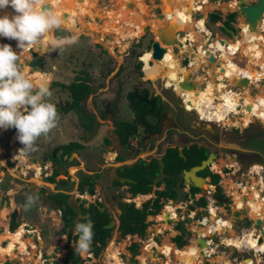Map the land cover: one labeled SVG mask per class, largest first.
I'll return each mask as SVG.
<instances>
[{
  "label": "rangeland",
  "instance_id": "374dc122",
  "mask_svg": "<svg viewBox=\"0 0 264 264\" xmlns=\"http://www.w3.org/2000/svg\"><path fill=\"white\" fill-rule=\"evenodd\" d=\"M57 1L58 0H55V3ZM165 1H166V2H164L165 5L169 8H171L175 4V2L173 0H165ZM214 1L215 0H208V2H203L201 4L200 8L198 9V11L195 12V18L197 20H199L201 18L206 19V26L209 29V33L204 32L203 34L207 35V38H208V40H210L209 42H211V43H214L219 37H221V38L225 37V38H229L231 40H236L237 36H233L232 34L225 32L222 28V24H224L223 21L226 20V17L228 16L229 13L233 12L229 8V3H231V2L234 3V1H236V0H225V2L227 3V9H228L227 13L223 14V20L222 21H219L216 23H214L210 20V14L212 13V11L214 12L216 9ZM143 3H146L149 6V8L145 11L142 9ZM83 4L85 5V8L88 5L91 6V4H92V8L94 9L93 15L90 14V17H87L86 19H84L86 22L85 26H83L81 23L78 22L75 26L73 25L74 27H71V24H70V28L72 30L65 27L62 30L55 32V35H57V36L75 34L79 37L78 43H76L75 45L67 47L66 50L63 52V54L59 55V52L57 50V51H51V54H49L48 56L46 54L42 55V56L49 57L52 54H54L53 56H55V58H53V56H52L51 61H49V64H50L48 67L49 71H47V72L44 71V75L47 76V78H48L47 80L44 79V81H47L50 86H51V84L54 86V84L52 82L55 80H59L61 82L69 83L70 81H72L75 78V75L80 73L79 71L78 72H75V71H77L76 70L77 68L80 69V66L82 64H85L83 66L85 69H89L88 68V57L91 60H94V59L98 58L99 56H101L102 61L104 60V61H109L110 63H113L115 70L113 69L114 72L111 75H115L116 72L119 70L118 75L121 78H123L124 80L127 79V81H130L129 82L130 84L136 81V76L142 77V79H146V83L148 85H150V82L153 83V80L157 81V86L161 88V91H163V94L165 97H169L168 98L169 102H171V104H169V102L166 101V104H168V106L172 110L178 109L179 111L180 110L186 111L184 114L185 119H187L189 122H191L193 125H195L198 128L204 126L205 124H209L210 126H212L213 129L215 130L216 135L214 137L211 134L213 137L210 135L209 138H210V140H214V141H216L215 138H218L217 140H218V142H220L221 146L228 144V143H232V144H228V145L235 147V148L238 147L239 149L250 151L251 150L250 148H253V147L247 145L248 136L250 134H256L259 137L264 136V127L262 126V123L264 122V118L258 119L252 115V109L254 108V100H256L257 98H260L262 100L264 99V79L261 81L262 82L261 85L252 84L249 86H245V85H242L238 82L239 85L237 84V86H236L234 83L236 76H231L232 79L229 80L228 78H230L231 74H226L225 79L221 80V81H224L231 90H234L235 92L238 93L235 101L239 102V106H238L237 110L235 112H233L232 114L228 115V117L224 121H219L217 119H213L211 122H209L207 120V118L202 120L200 117L201 115H198V112L196 110L201 106L203 109L202 113H207V114L211 115V114L216 113L217 109L214 106L208 107V106L204 105V103L202 101V98H203L202 95L199 98L198 94H197V96L194 99L189 100L187 97L184 96L183 89H180L179 85H177V84L185 76V74L188 73V69L190 68L191 64L194 62L193 65H196L199 68H196L194 70L193 75L190 78V80L193 81L194 84L198 85V92H201L207 88H210V86H212V88H211L212 91L214 93L215 92L219 93L216 96V103L220 102L222 89H223L220 86L222 82L219 80V81H216V83H213L212 85L207 84L206 86H202L200 81L205 80L207 78L210 80L211 79V78H209L210 72H213L215 74L216 71L218 70V67L219 66L221 67V65H223L224 60L217 58L218 59L217 64H215L216 62H211L210 60H207V58L203 57V54L201 55V53L198 51L197 46H191L192 41L190 39H188V41H187L186 48L182 47V46L177 47L176 51H174L175 53L173 52L172 58L169 61V63L167 64V67L162 66V61H161L162 58L157 60L153 57L152 44L155 40H157V37L159 36V33H157V32H159L160 25L162 24V26H164V23H165V22L161 23L160 20L157 18V15L162 12L163 3H161V0H84ZM211 6H213L214 8L210 10ZM80 9H82V8L77 7L76 13ZM1 10H3V12L7 11L5 13H9V14L13 13V10L10 7L7 9H1ZM1 10H0V13H2ZM208 12H209V16L207 18ZM200 14H202L203 17H201ZM168 15H169V13H167V15H166V18H167L166 23H169L168 24V30L172 35H177V34L179 35L180 34L182 36H186V34L190 32V29H191L190 24L189 23L186 24L187 17H185V15H183L181 13L177 14L176 18L172 21H171V19H169ZM141 16H143L145 18V20H142ZM183 20L185 23L184 29L182 28V26H183L182 21ZM112 21H116L118 24H121V26L125 30L128 29L132 33L134 32V36L132 38H127V39H125L124 37L118 38L117 34H114L113 32H110L108 30L109 25L114 27L112 25ZM232 25L234 26V28H235L234 30L237 33L242 32V25H241L240 21H237L235 19L232 22ZM147 26L151 27V31L149 30V32L146 33L144 30H145V27H147ZM120 33L124 34L122 32H120ZM259 34H260V32H259ZM126 35H128V34H126ZM127 37H129V35ZM117 39H119V40H117ZM180 40H181V37H180ZM180 40H179V43H180ZM209 42H208V46H209ZM263 42H264V39H263L262 43ZM101 43H103L105 46H103ZM0 44H10L14 49V46L15 47L17 46V41L16 40H9V39H6L4 37H0ZM124 44H126V45H124ZM90 47H91V50L89 53L85 52L84 55H82L79 60L75 59V58H77L76 56L78 55L77 54L78 50L79 51H81V49L87 50ZM102 49L105 50L106 52H104ZM240 52H239V54L235 60L241 66L248 65L250 63L249 62L250 57L253 56V54H255V52L253 50H251L250 47H248V46L245 47V49L243 50L242 53H240ZM138 54H141V55H138ZM144 58H148L149 62H146V60ZM53 59L55 60V62H53ZM84 59H85V62H83L80 65L81 61ZM28 62L29 61H23L22 66H23L24 70L31 68V66L28 64ZM53 63H55V66H57L56 70L59 72H54V70H50ZM140 63H141V65H140ZM71 66L73 67V69L71 68ZM139 67H141V68H139ZM106 68H107V66H106ZM143 68H144V72H145L144 74L142 72ZM100 69H101V67L99 66L94 71V75L97 76L96 80L99 83L102 81V79L103 80L108 79V77H106V76L102 78V74L100 72ZM90 71L93 72L92 69ZM151 77L153 80L149 79ZM215 77H216V75H215ZM166 81H168L170 83L169 85L171 87H167ZM53 86L51 87V90L55 89V87H53ZM153 86H154V84H153ZM52 93H53V95L51 97V100L53 103L56 104V107L58 110L59 104H60L59 102L63 100L62 99L63 88L62 89L60 88V91H58V92H56L54 90V91H52ZM156 93H159V92L156 90ZM185 100H188V102H186ZM194 106H196L197 109H195ZM211 116H213V115H211ZM65 128H66V130H69L68 126H66ZM56 132H57V129H53L52 133H50V134H56ZM14 136H15V133H11L10 128L7 130L0 129V144L2 147V150H0V164H3L4 166H6L8 164L7 162H9L10 160H11L10 162H12V160H13V159H11L14 157L13 156L14 155L13 150L16 149V148H13L14 144L12 143V139H13L12 137H14ZM49 138L54 140L52 143L56 142L53 135H50ZM45 139H47V138H42L41 140H39L38 141V151L31 153L29 155L30 156V157H28L29 164L32 163V161L35 159H37V161L39 160V162L41 161L40 156L42 154L40 155V154H38V152L41 151L40 148H41L42 144H40V142L42 140H45ZM67 139H68V135H66V134L59 135L60 141L65 142ZM221 146L213 145V149H214V151H220V153H221L220 157L223 158V156H225L224 155L225 152L221 150ZM257 149L259 150V148H257ZM46 151H49V150L46 149ZM243 153H245V152H243ZM261 153H262V156L257 157V159L254 160V162H256L257 164L253 162L254 164H252V165L253 166H255V165L261 166L262 165L263 167H258L257 168L258 170L256 169L255 171H253L252 168H249L250 162L247 164H245V162H244L243 164H245V167L242 168L239 171V173H237V169L240 168L241 166L238 165L237 162H235V159L230 158L231 157L230 154H233V152H231V151L226 152V156L223 159H225L224 161L229 162V168H228V171L226 173V176L224 177V182H223V188H224L225 193H227L229 195L234 194V196H235L236 193H238V191L240 193H242V192L245 193L247 191V193L249 194V190L247 189L249 187L248 183L251 185L254 184L256 187H258V185H256V184H258L260 182V180L262 181L263 180L262 178H264V164H260V162H264V151L261 150ZM243 156L246 157V154H243ZM4 162H6V164H4ZM36 164H38L40 166L39 163H36ZM9 166H8V168H9L8 170L10 172H12V175L15 174L14 176H10L7 171H5L4 169H1L2 167L0 165V177L2 175L7 176V183L3 186H5L6 188H9V193H7L8 195L3 200L4 210H2L0 212V218H1L0 235L4 234L5 232L8 233V234L4 235L3 237H1V239H0V241H1L0 246H2L0 248V250H1L0 251V264H8V263L9 264H23V262L25 264H28V263L32 264V263H34V261L37 258L31 259L35 255V251H33L32 249H30L31 255L27 254L25 252L27 250L24 249V246H25V244L30 246L27 243V240H29V238H32L29 235L24 236L25 235V228L21 232L22 237H23V239H22L23 240V247H22L23 249L21 252L24 251L26 254H21L20 249H19V245L14 244V246H13L12 244H10V240L8 239L9 232H11V230H10V222H11L10 221V214L12 215V213L16 210L18 212V217H16V219L18 218V220L20 221L19 213H22V214L25 213L23 210H20V207H19L20 205H22L24 203L25 197L22 196L23 194L16 195V193H17V190L19 189V187L24 185L27 182L30 184H33V183L35 184V186L31 185V187H33L32 189H34V190H38L39 186H44L45 191H47L48 193H54V191H52V190L55 189V187H54V183H52V182L49 183V178H48V180H44V176H46L45 170H42L43 173H42L40 178H39V176L35 177L34 172L28 173V177L25 178L20 173L22 171V167H26V164H24V162L20 163L19 165L17 164L16 166L12 162V165L9 164ZM14 166L16 168L15 170L12 169V167H14ZM74 168L75 167L70 168V174H72V175L75 174V170L73 171ZM36 171H38V169H36ZM253 172L257 175H258V173L259 174L261 173V178H256V176L254 175ZM76 176H77V174L74 175V179L77 180ZM63 177H68V175L65 173H62L60 175V178H63ZM36 179H41L42 182L39 183L36 181ZM104 185L106 186L107 182H105ZM244 185H247L246 186L247 188L245 190H244V188H245ZM74 186L75 185L73 183L67 184V187L72 189V191H70V192H72L70 195V199H72L74 197H78L76 189L74 188ZM98 188L102 189L103 187L99 186ZM260 188H262V187H260ZM2 189L4 191V187ZM261 193L264 196V193L262 191H261ZM248 196L249 195H247V197ZM235 198L236 197H232L234 202H235ZM237 198H239V197H237ZM136 200L138 202H140V199H136ZM239 201L243 202V204L237 202L236 208H241V210L243 212L242 218H237L232 213L229 215V218L231 217L233 219L232 220L233 221V227L236 231V234H238L240 236L243 235L242 237H244L247 233H250V231H254L255 233L258 232L259 230H256L254 228L255 227L254 223L257 224V221H256L255 217L251 216V211H250L249 206H248L249 200L245 201L241 197ZM250 201H252V199ZM40 205L45 207L46 209L50 210V212H51L52 208L47 203H45V204L41 203ZM86 205H88V204H86ZM165 205H167V203ZM213 205H215V202L213 200H211L210 206H213ZM234 205H235V203H234ZM239 205H241L242 207H239ZM196 206H199V207L203 206L204 207L205 205L202 204V201L200 199H198V200H194V203H192L190 205H186V209H179L180 211L177 212L176 215L179 218H181V216H182V218H181V220H175L174 222H171L172 228H170V227L163 228L164 225L162 227L161 226L162 224L159 223L160 228L164 229V231L162 233H158V231H157V224L158 223H156V221L155 222L152 221L150 226L147 229V233L143 237H141V236H132V237L125 236L124 237L122 232H120L119 220H117L118 215L114 214L113 219L116 222V227H115V229H113L112 235L108 238V243H109V244H107L108 247L106 246V248L102 251V253L100 254L99 257L92 256L91 257L92 259L90 261H87V262L89 264H93L95 262H100V264H107V260L105 258L107 255L106 250L109 249V247L114 243L120 247H121V245L124 244L125 249H123V251L120 250L122 253L119 256H120V258L122 257V259L125 261L124 262L125 264H166V261H167L166 255L167 254L173 253V252H175V253L181 252L183 249H185L186 247H188L189 245L192 244V241L194 238L198 237L197 228H199L201 226V224H200L201 221H203L205 219V217L202 216V214L204 213L202 210L204 208H201L202 212H200V213H202V214H199V217L201 218L200 222H199L200 219H196L195 217H193V218L191 217L190 219H187L184 216V214L187 211V208L191 209L193 207L195 208ZM7 207H9L11 209H7ZM163 208L164 207H162L160 209L161 212H162ZM27 211L29 212V211H31V209L27 210ZM26 214L28 215V213H26ZM30 214H33V212ZM204 214H206V213H204ZM212 215H213L214 220L211 219L210 222L216 221V219L219 215L218 211L212 212ZM57 217L59 218V215H57ZM153 218L155 219V217H153V216L150 217V219H153ZM207 218L209 219L210 217H207ZM235 218H237V219H235ZM220 219H225V218L222 217ZM50 220H52V219L50 218ZM253 221H255V222H253ZM248 222H250V223H248ZM252 223H253V226H252ZM175 226L182 227L183 232L181 234H184V237L186 239H188V243H187L188 245L185 246L184 248H170V249L166 248L167 250H161L162 248H160V251H158V249L156 248V254L158 255V260L152 259L151 256H149V253L152 251V248H153L152 247L153 244L149 241L150 237H154V235H155L156 237H158L157 239L162 241L160 244H162L166 247H171L173 245H176L173 242V240L175 239V237L179 233H177V231H174ZM243 227H245V228L243 230V233H241V228H243ZM28 228L33 229V230L35 229L34 226H28ZM52 229H53V233L55 231H57L56 232V234H57L60 231L61 227H57V226L52 225ZM187 229L190 231H188ZM35 232H36V229H35ZM259 232H261V231H259ZM36 234H37V232H36ZM227 234H229V235H227ZM167 235H169V238H170L169 240L166 237ZM226 235H227L226 238L229 237L230 232H227ZM260 237H264V234L261 233L258 237V240ZM54 238L56 239V237H54ZM172 238H173V240H172ZM55 239H52V240L56 241ZM124 241L127 242V244ZM225 242H226V239H225ZM224 244H223V246H222V244L221 245L219 244V246L215 245V252L214 253H216V250H218L222 253H225V255H226V257H221V258L219 255H217L215 257L220 262H226L227 264H231L229 262V260H231V262L232 261L235 262L238 259L239 262L241 263L246 258H248L249 260L254 259L253 256L256 255L254 251H251L250 249H245L244 246L238 249L237 247L235 248L234 246L229 245L227 242ZM8 246L9 247L13 246L12 248H15V249L8 250V248H9ZM67 246H68L67 244L64 246H60L56 252L62 257V255L66 254L68 252ZM227 246H229V247H227ZM142 248H144L145 250H148V252L144 251L142 253L141 252ZM200 248H202V247H200ZM133 250L139 251V254L141 255V258H139L137 261H135L133 259L134 258L133 257L134 254L132 252ZM262 255L264 256V253ZM82 258L88 259L89 255L88 254L83 255ZM211 259H213L212 255H211ZM211 259L209 256H207V254H206V256L202 255L200 257L199 263L203 261L201 264H208L211 262L210 261ZM259 261H261V263H259V264L264 263V262H262V258ZM236 262H235V264H237ZM113 263L109 262L108 264H113Z\"/></svg>",
  "mask_w": 264,
  "mask_h": 264
},
{
  "label": "flooded vegetation",
  "instance_id": "af4514ba",
  "mask_svg": "<svg viewBox=\"0 0 264 264\" xmlns=\"http://www.w3.org/2000/svg\"><path fill=\"white\" fill-rule=\"evenodd\" d=\"M86 11L88 12V14L93 15L94 9L92 8V4L91 6L88 5L86 7ZM113 22L117 23L116 21H112V23ZM117 26H121V24L117 23ZM159 33L160 35L158 37V41H160V37L162 35L160 27ZM132 34L134 36V32ZM32 59L33 58H30L28 59V61L30 62ZM52 68L54 72H59L56 70L57 66L53 65ZM32 69L34 70L33 67ZM102 69H104L103 66H101L100 72ZM90 70L91 69H88V71ZM114 70L106 76L108 77L107 80L105 79V81H101L100 83L96 80L97 76H95L93 73L91 77H93L94 81H89V84L92 85L93 90L85 97V99L81 100L79 104H75L73 102L67 88L63 83L54 86L51 84L50 89L53 86L55 87L54 90L56 92L60 91V88H63V100L59 102V120L57 123V127L54 128L57 129V132L56 134H50L53 135L56 142L52 143L54 140L49 138L50 135L47 139L40 142V144H42L40 148L41 151L38 152V154H42L40 156L41 161L38 162L40 166L38 164L35 165L36 169H38L39 174L41 173L40 167L45 168L47 164H51V169L55 166H58V169L59 167H61V173H65L68 175V177H63V180L70 181L72 177V174H70V168L74 167L75 165L85 164V169H78V175L76 176L78 179L77 182L79 184L78 192L80 194V197L82 196L81 198H78V208L75 210L72 207V202H74V200H68L70 202V205L72 203L71 207L77 212V216L79 217V211L81 212L80 214H87L83 213L84 208L89 207L92 203L95 204L93 198H91L96 195L94 188L95 183L93 182L94 178H91L95 175V173H91L92 169L88 166V164H110L107 168L108 172L106 173V175L109 174L107 185L102 186L103 188L101 190L103 191V194L101 195L104 196V199L108 204L105 211H109L112 215L117 214V220H119L120 226L122 216L128 212L126 211V207L123 206V203H127V210H129L132 203H128V200H136L138 198L143 200V196L139 197V193L145 195V193H142V191H135L141 183L140 179H138V176H140L141 173H144V175L147 174L148 177L151 178V181L148 183L151 186L154 178L159 175V165L161 164L160 160L163 159L166 164L164 171L167 174L171 175V177H165L161 182L158 183L157 186H151V191L149 193H146L155 194L156 198L151 197V199L160 198L161 201L164 198L168 199L167 197H160V192L166 189V180L172 179L177 183L175 190L176 195H178L180 198L186 199L187 201L198 199H200L201 201H206L207 204L204 207L201 206V208H204L202 211L206 213L205 215L212 214L210 210V203L211 200H213L216 205L213 206L216 207L219 212L217 219L219 217H223L225 219L229 218V215L231 213L233 214L235 210V202L233 201L232 197L228 196V194L225 193L223 183H220L222 180V173L227 172L229 168V162L224 161L225 159L223 158L226 156L227 151L233 152V154H230V158L235 159V162H237L238 165L241 166L237 169V173L245 167V164L249 162V168L253 167L252 164L256 163L254 162V160H256L257 157L262 156L261 150L264 151V149L260 147L259 150L257 149L258 146L256 145V141H263L264 136L259 137L256 134H250L248 136L247 145L253 147L250 148V151L228 145L232 143L221 146L220 142H218L217 140L218 138H215L216 141L210 140L209 138L211 134L214 137L216 135L215 130L212 126H210L209 124H205L204 126L198 128L187 119H185L184 114L186 111H179L178 109L172 110L168 106V104H166V101L169 102V97L164 96L161 88L157 86V81L153 80L152 77L149 78L153 80V83L150 82V85L146 83V79H142V77L139 76H136V81L130 84V81H127V79L124 80L118 75L119 70L115 75H111ZM211 73L213 72H210L209 78L212 79ZM215 75L217 80L219 76L217 73ZM77 76L80 75H75V77ZM208 80V78L205 80H201V85L206 86L208 84ZM204 81H206L205 84H203ZM69 83H71V81ZM169 84L170 83L166 81L167 87H171ZM211 88L212 86H210L209 89L212 90ZM156 90L159 93H156ZM183 91L184 96L189 100L194 99V97H188L191 91L187 89H183ZM192 92H198V85L196 87V90ZM215 94L217 96V94L219 93L215 92ZM198 95V97L200 98V96L202 95L201 92H198ZM117 100L118 102L116 103ZM185 101L188 102V100ZM169 104H171V102H169ZM194 108L197 109L196 106H194ZM196 111L198 112V115H201L200 117L202 120L207 118L209 122L212 121L209 117L216 114L214 113L209 115L207 113H202L203 109L200 108H198ZM114 115L118 116L119 122H116ZM95 124L97 125V129L95 130L94 135L91 139L87 140L86 133L88 134V131H93ZM66 126L69 127L70 131L66 130ZM147 128H149L148 131ZM10 132L17 133L16 129L11 130V128ZM58 134H66L68 135V139L65 142H62L59 140ZM213 145L221 146V150L225 152V156H223V158L220 157V151H214ZM107 146L112 147L111 150H107ZM21 147H23V145L16 139L13 145V148H16L15 150H13V156L17 155L18 150ZM67 148H71L73 151L70 154L63 155L64 151ZM91 148L92 153L95 157V162L92 163L86 160V151L90 150ZM46 149H48L49 151H46ZM107 152L111 154L109 158L106 156ZM211 153L214 154L212 156L214 160L210 163H207V167L197 173L199 176H202L205 179L204 184L207 186V188L204 187L199 189L198 191H195L194 185H185L184 169H191L194 165L190 166L189 168L183 167L178 174L168 171L167 164L199 165L202 164L203 160H207ZM243 154H246V157L243 156ZM19 160L20 157L15 160L13 159L12 162L14 164H20ZM198 160L199 162H197ZM10 161L7 162L8 165H12V162ZM244 162L245 164H243ZM260 164H264V162H260ZM149 165H151V168L147 169ZM255 166L263 167L262 165ZM220 168H222L223 170L222 173L215 170ZM51 172V175H53L55 171L53 170ZM204 172L218 173L221 176L220 181L218 183H215L212 180V176L208 174L204 175ZM48 173L50 174V170H48ZM254 175L256 176V178H261V173H258V175L254 173ZM125 179H133V181ZM262 179L264 181V178ZM37 182L41 183L42 181L41 179H37ZM67 184H65L64 187H66ZM213 185L214 188L212 187ZM81 186H83V192L81 191ZM162 186L164 187L162 188ZM219 186H221L223 194L218 193ZM92 188L94 189V193H91L90 191V189ZM45 192H47L45 191V187L40 186V189L35 192V195H38L40 198V196ZM81 193L83 195H81ZM68 194L70 195L71 192L69 191ZM239 194L236 195H242L241 193ZM101 195H99V197H101ZM41 201L45 204V200ZM167 201L165 202V204L168 203ZM136 202L138 201L136 200ZM136 202L134 201V204ZM226 203H228V205ZM103 205L104 203L101 202L99 210ZM117 211H119V213ZM111 214L110 216H112ZM15 215H18V212L16 210L11 215L10 227ZM160 217L157 219L158 223H162L165 226V223L159 220ZM195 217L197 219L199 218L198 216ZM159 228L160 225H158V229ZM14 235H20V241L23 242V240H21V233L19 232L17 234L9 233L8 239L11 243H13L12 236ZM31 242H33V240L32 238H29V240H27V243L30 245ZM25 245V249L29 253H31L29 249L30 246H28L27 244Z\"/></svg>",
  "mask_w": 264,
  "mask_h": 264
},
{
  "label": "bare ground",
  "instance_id": "6f19581e",
  "mask_svg": "<svg viewBox=\"0 0 264 264\" xmlns=\"http://www.w3.org/2000/svg\"><path fill=\"white\" fill-rule=\"evenodd\" d=\"M83 1L84 0H58L55 3V0H54V3L56 4V10L64 18H66V21H67L66 28H69L70 30H72L70 28V24H71V27H74L78 22L81 23L83 26H85L86 22L84 19H86L87 17H90V14L87 13L85 5L83 4ZM173 1L175 2V4L171 8H169L164 3L166 1L161 0V3H163L162 12L159 13V15H157V18L160 20L161 23H164V22H166V19H167L166 18L167 13H169L168 17H169V19H171V21L176 18L177 14L181 13V14L185 15V17H187L186 24L189 23L191 29H190V32L186 34V36H182L180 34L179 35L178 34L172 35L168 30V24L169 23H165L164 26L160 25L161 34L163 35V37L160 38L159 42L161 43L160 44L161 47L165 48L164 57L162 59V66L167 67V64L169 63V61L172 58V54L174 51H176L177 47L182 46V47L186 48L187 41H188V39H190L192 41L191 46H197L198 51L201 53V55L203 54V56L205 58H207L208 60H210L211 56H213L215 58L213 61V62H216L215 64L218 63V59L224 60L223 65H221V67L219 66L218 70L216 71V73L219 76V78L217 80H220V81L224 80L226 74H231L234 76H238L234 80V83L236 86H237L238 82L242 85H245V86H249L252 84H256V85L262 84L261 81L264 79V46H263L264 42L262 43V41L264 39V14H263L262 19L258 22L256 28L251 27V25H249V23L246 22L245 18L242 15H239L237 21H240V23L242 25V32L237 33L235 31V32L230 33L233 36H237L236 40H231V39L225 38V37H222V38L219 37L214 43H211V42H209L210 40H208L207 35L203 34L204 32L209 33V29L206 26V19L201 18V19L197 20L195 18V12L198 11V9L200 8V6L203 2H208V0H173ZM77 7H80L82 9L78 10L76 13ZM148 8L149 7L147 4H145V3L142 4V9L144 11L147 10ZM213 8L214 7L211 6L210 10ZM229 8L233 12L237 11L239 8V0L234 1V3L233 2L229 3ZM1 11H2V13H0V15H4V13L7 12L5 10H4L5 12H3V10H1ZM200 16L203 17L202 14H200ZM208 16H209V12L207 14V18H208ZM141 19L145 20V18L143 16H141ZM184 24L185 23L183 20L182 21V25H183L182 28L183 29H184ZM112 25L114 27L109 25L108 30L110 32H113L114 34H117L118 38H122V37H124L125 39L132 38L133 34L128 29L125 30L122 26H117V23H115V22H113ZM147 27H150V26H147ZM147 27H145V30H144L145 32H146ZM150 31H151V27H150ZM258 31L260 32V34ZM120 32H122L124 34H121ZM126 34H128L129 37H127L128 35H126ZM54 35H55V33H54ZM158 37H157V40H158ZM180 37H181V40H180ZM117 40H119V39H117ZM179 40H180V43H179ZM208 42H209V46H208ZM124 45H126V44H124ZM247 46L250 47V49L253 50L255 52V54H253V56L250 57V60H249L250 63L248 65L241 66L237 63V61L235 59L238 56L239 52L241 51L240 53H242L243 50L245 49V47H247ZM39 52L41 55L46 54L48 56L50 51H42L39 49ZM145 60H146V62H149V59L145 58ZM193 64H194V62L191 64L190 68L188 69V73H186L185 76L177 84V85H179L180 89H187V90L191 91V93H189V96H188L189 98H192V97L195 98L198 94V93L192 92V91L196 90L197 85L190 81V77L193 75L194 70L196 68H199L198 66L193 65ZM25 71L28 74L29 78L32 79L35 83H39L41 80H44V79L47 80L48 79L47 76H45L44 72H42V71H34L31 68H28ZM215 74L211 73V76H213V77H212V79L207 81L208 84L212 85L213 83H216L217 80H216ZM231 75H230V78H228L229 80L232 79ZM205 82L206 81H204L203 84H205ZM221 82L222 83L220 86L223 89H222L220 102L216 103V95L209 88L201 91V94L203 96L202 101H203L204 105H206L208 107L214 106L217 109L216 114L214 116H210L211 120L217 119L219 121H224L228 117V115L235 112L239 106V102L235 101L238 93L235 92L234 90H231L224 81H221ZM244 82H246V83H244ZM199 108L202 109L201 106ZM252 115L258 119L264 118V99L262 100L260 98H257L256 100H254V108L252 109ZM263 123H262V126H263ZM12 138H13L12 143L14 144L15 139H14V137H12ZM0 150H2L1 144H0ZM23 159L27 160L26 157H23ZM211 161H213V157L208 163H210ZM4 164H6V162H4ZM251 168L254 171L258 167L253 166ZM36 181H37V179H36ZM260 183L262 184V188H260L261 187ZM256 185H258V188L254 184L250 185L249 188L246 187L247 185H244V187H245L244 190L247 188L249 190V192L253 193L257 189V194H255V195L258 196V194H259L261 196V199L257 198V197H256V199H254L252 201H250L251 199H248V198L246 199L244 196L249 195L247 193V191L245 193L242 192L241 193L242 195L239 196V198L236 197L238 195L234 196V194H232L231 196L236 197L235 198V205H234L235 207H236L237 202L243 204V202L239 201L241 197L245 201L249 200L248 206H249V209L251 211V216L255 217L256 221L258 219L262 220V228L264 230V197L261 193V191L264 193V186H263L264 182H263V180L262 181L260 180V182ZM204 187L207 188L206 185ZM239 193L240 192L238 191V193H236V194H239ZM168 205H171V204H168ZM168 205L166 206V209L164 210V212H163V214L159 220L161 222L165 223V225L169 227L170 223L163 221L166 219V215L168 214L170 216V218H173L175 220H178V217L173 216L171 214L173 211H176L177 208L175 207L173 209L172 207H170ZM239 207H242V206L239 205ZM210 210H211V213L218 211L216 209V207H214V206H211ZM200 212H201L200 208H197L196 210H194V213L197 216H199V214H201ZM194 213L193 212L191 213L192 218L195 215ZM218 214H219V212H218ZM241 216H242V214H241ZM204 217H210V218L207 219L208 222L207 221L202 222L201 218L200 217L198 218V219H200L199 222L201 221L200 224H202V225L199 228H197V235H200V236L206 235V236L210 237L214 233L220 237V235H219L220 233L230 232V236L226 238V242L229 245L237 247V248H241L243 246H248L249 248L254 249L256 253L257 252H264V237H263L262 242L259 243V240H257L258 237L255 236L254 231H250V233H247L244 237H242L243 235L240 236V235L236 234V231L233 227V221H232L233 219L231 217L227 218L228 220L218 218L214 222H209L211 219H213L212 214L210 216L205 215ZM0 223H1V218H0ZM254 228L256 230L260 229V227H258L259 229H257L256 227H254ZM216 231H217V233H215ZM259 231H261V229ZM9 233H12V231ZM260 233L264 234V232H262V231ZM6 234H8V233L5 232L4 234L0 235V239H1V237H3ZM166 237L168 238V240L170 239L169 235H167ZM12 238H13L12 239L13 243H17L21 248L23 247V242L20 241V235H14V236H12ZM197 238L198 237L194 238L192 241V244L189 245L188 247H186L185 249H183L181 252H177V253L173 252V253L167 254L166 255L168 258L167 264H198L200 257L202 255L206 256V254H207V256H210V257H211V255L213 256L215 249L210 248L211 243H215V244L221 243V237H220V242H217V243L214 242L210 238L211 240L210 239L208 240L209 247L206 248L205 246H201L199 244V242L197 241ZM0 244H1V241H0ZM200 247H202V248H200ZM144 251L148 252V250H145L144 248H142L141 252L143 253ZM202 251L204 252V254L201 253ZM106 254L107 255L105 258L107 260V264L109 262H111V263L114 262L113 264H125L119 256L120 254H119L118 247L116 244L113 243L109 247V249L106 250ZM257 254H258V259L260 260L262 258L261 254L260 253H257ZM213 257H216V256H213ZM135 258L136 259L141 258V255L137 254L135 256ZM259 262L261 263V261H259ZM39 263H40V259H36L34 261V264H39Z\"/></svg>",
  "mask_w": 264,
  "mask_h": 264
},
{
  "label": "clouds",
  "instance_id": "9594fccd",
  "mask_svg": "<svg viewBox=\"0 0 264 264\" xmlns=\"http://www.w3.org/2000/svg\"><path fill=\"white\" fill-rule=\"evenodd\" d=\"M9 7L13 13L0 15V37L16 40L19 51L10 44H0V129L15 128L17 131L16 138L23 147L13 157L15 160L38 151V141L48 138L59 120L49 83L44 80L35 83L24 70L25 54L40 49L58 50L60 55L67 47L78 43L79 37L54 35L67 24L66 18L56 10L54 0H0V9ZM39 199L38 195L27 194L20 210H30ZM192 203L194 200L188 205ZM155 221L158 222L156 218ZM73 236L77 237L73 241L77 254H87L94 237L93 223L90 220L77 223Z\"/></svg>",
  "mask_w": 264,
  "mask_h": 264
},
{
  "label": "trees",
  "instance_id": "16d2710c",
  "mask_svg": "<svg viewBox=\"0 0 264 264\" xmlns=\"http://www.w3.org/2000/svg\"><path fill=\"white\" fill-rule=\"evenodd\" d=\"M214 4L216 6V9L214 12H212L210 14V20L212 22L216 23V22L223 20V14L227 13L228 9H227V3L225 2V0H215ZM235 16H236V12L229 13L228 16L226 17V20L223 21L224 24H226L230 28L235 29L234 26L232 25V22L235 20ZM14 48H15V50H18L17 46L16 47L14 46ZM34 50L36 52L33 53L34 57L29 62V64L34 68V70H41V71H45V72L49 71L48 70V67L50 65L49 61H51V58L54 54H52L50 57H42L41 55L38 54L39 53L38 49H34ZM90 50H91V47L87 50H82V49H81V51L78 50V52H77L78 55L76 56L77 58H75V59L79 60L80 57L82 55H84L85 52L89 53ZM103 51L106 52L105 50H103ZM138 55H141V54H138ZM31 57H32V52L30 50L29 52H27L25 54L24 61L30 59ZM53 58H55V56H53ZM85 59L81 61L80 65L83 62H85ZM53 62H55L54 59H53ZM53 65H55V63H53ZM84 65L85 64H82L80 66V69H78V68L76 69L77 71H75V72L79 71L80 76L75 77L71 81V83L66 84V83L61 82L59 80L53 81L54 85H59L61 83L64 84V86L67 88V90L69 92L70 97L72 98V100L75 104H79L81 102V100L85 99V97L90 92H92L93 87L91 84H89V81H94L93 77H91V76L99 66L100 67L103 66L105 68V69L101 70V74L103 77L107 76L114 69L113 63H110L109 61H104V60L102 61L101 56H99L98 58H96L94 60H91L88 57V68L92 69L93 72H90V71H88V69H85L83 67ZM140 65H141V63H140ZM106 66H107V68H106ZM71 68L73 69L72 66H71ZM139 68H141V67H139ZM50 70H53L52 67ZM102 81H105V80L102 79ZM14 129L15 128H11V130H14ZM256 145L258 146V148L260 147V148L264 149V140L263 141L257 140ZM72 151L73 150L71 148H67L64 151L63 155L70 154ZM197 162H199V160ZM192 165H195V164H167V167H168L169 172L178 174V173H180V171L183 167L189 168ZM215 170H217L218 172H221V173L223 171L222 168L215 169ZM148 172H150V171H148ZM58 173L59 172L56 169L54 172V175H52L49 180L54 182L55 177L58 175ZM226 173L227 172L222 173L224 177L226 176ZM203 174L204 175H207V174L211 175L212 180L215 183H218L220 181V178H221V176L218 173L204 172ZM138 179H140L141 183H140V186L138 188H136L135 191H142V193H145V194L149 193L151 191V186L148 183L151 181V178H149L147 174L144 175V173L143 174L141 173L140 176H138ZM60 182L65 185L69 182V180H61ZM166 182H167L166 189L160 192V197H167V198L175 197L176 196L175 187L177 185L176 181L172 180V179H167ZM82 187L83 186H81V191L83 189ZM212 187L214 188V185ZM194 190L198 191L199 189L194 187ZM90 191H91V193H94L93 188L90 189ZM218 193L223 194L221 186H219ZM51 196L55 199V201L57 203H59L60 208L62 210L63 227H62L60 232L63 234L69 232L68 234H71L72 229L75 226V219L77 217V212L71 207V205L68 201L70 195L66 194L64 192H57L55 194H52ZM164 204H165V202L161 201L160 198H157L155 201H153L152 199L148 200L147 202H145L143 204V206L141 208L136 207V205L134 203H132L130 205L128 212L122 216V222L120 225V229L122 231L123 236L125 237L128 234H132V235L143 234V235H145L147 233L148 226L150 225V222L147 220L148 216L151 214L152 215L157 214L154 216L157 220L163 214V212L159 213V211L164 206ZM168 204L174 205V203L172 201L168 202L167 205ZM202 204L206 205L207 202L202 200ZM99 206H100V203L90 204L89 207L84 208V210H83V213H90V216L88 218H84V219L80 218V223H86L89 220L93 223L94 237H93V242H92V246H91V249L89 251L90 252L89 254L92 255L91 253H93L95 257H99L100 254L102 253V251L106 248L107 243H108V238L112 235V230H113L110 228H105V225H107L110 222L111 218L107 212H105V211L101 212L99 210ZM195 208L201 209V207H199V206H196ZM192 209L196 210V209H194V207ZM236 209L241 211V208H236ZM16 217L17 216L15 215L13 220H12V223H11V231L15 234L19 233V231H22L24 229V225L21 224L19 221H17ZM248 223H250V222H248ZM157 226H158V224H157ZM177 227H178V229H182V227H180V226H177ZM129 237H131V236H129ZM149 241L153 244V247L154 246L157 247L158 251H160V248H162L161 250H167L166 248H169V249L170 248H178L176 245H173L171 247H166L162 244L157 243L154 239H151ZM174 241L177 242L179 247H182L188 243V239H186L184 237V234L177 235L175 237ZM30 246H32L33 247L32 250L35 251V248H36L35 243L31 242ZM124 247L125 246L123 244V245H121V247L119 249L123 250ZM133 251L136 252L137 254L139 253L136 250H133ZM87 254H85V255H87ZM31 259H33V258H31ZM89 260H91V258L84 259V258H82V256H80L79 254H77V252H74V251H70V252L66 253V256L64 258L65 262H67V263L71 262L72 264H89L87 262ZM212 261L213 262L217 261V258L213 257ZM93 264H100V262H95Z\"/></svg>",
  "mask_w": 264,
  "mask_h": 264
},
{
  "label": "crops",
  "instance_id": "0c3cea01",
  "mask_svg": "<svg viewBox=\"0 0 264 264\" xmlns=\"http://www.w3.org/2000/svg\"><path fill=\"white\" fill-rule=\"evenodd\" d=\"M146 4V3H145ZM159 33V32H158ZM159 35H160V33H159ZM163 37V35H161V37L160 38H162ZM256 37V36H255ZM256 43V42H255ZM264 46V45H263ZM50 57V56H49ZM33 70V69H32ZM42 72H44V71H42ZM51 72V71H50ZM104 129H105V127H104ZM60 134H58V136H59ZM16 137H17V133H15V136H14V139L16 140ZM111 148L112 147H110V146H107L106 147V149L107 150H111ZM76 155V154H75ZM106 156L109 158L110 156H111V154L110 153H106ZM28 157H30V156H27L26 158H27V160H24L23 159V157H21L20 158V163H23L24 162V164H26V167H22V171L20 172L21 174H22V176H24L25 178H27L28 177V173H30V172H34V174H35V177H37L38 175L41 177V173H43L42 172V170L40 171L41 173L39 174V172L38 171H36V168L34 167L35 165H36V163H38L39 162V160L37 161V159H35V160H33L32 161V163H30L29 164V159H28ZM86 160L87 161H89L90 163H92V162H95V157H94V154L92 153V148L90 149V150H87L86 151ZM11 159H13V158H11ZM22 159V160H21ZM1 165V169H4L5 171H7L8 172V174L10 175V176H14L15 174H13L12 175V172H10L8 169V166L6 165V166H4L3 164H0ZM17 164H15V166H16ZM19 165V164H18ZM110 164H88V166L89 167H91V169H92V171H91V173H95V175L93 176V177H91L92 179H93V182L95 183L94 184V188H95V192H96V195L94 196V197H91V198H93V200H94V202L95 203H100V205H101V202H103L104 203V205L105 206H107L108 204H107V201L104 199V196L103 195H101V194H103V191L101 190V189H99L98 187L99 186H105L104 184H105V182H107V180H108V176H109V174H107L106 175V173L108 172V170H107V168H108V166H109ZM15 166L14 167H12V169L13 170H15L16 168H15ZM48 166H49V168H48V170H50V171H55V169H57L58 170V172H59V174L55 177V181L54 182H52V181H50L49 180V183L50 182H52V183H54V187H55V189H53L52 191H54V193H51V194H55V193H57V192H64V193H66L67 192V194H68V192L69 191H72V189H70V188H68L67 187V185H66V187H64V184H62L60 181L61 180H63L64 178H60V175L62 174L61 172V170H59L58 169V166H55L54 168H52L51 169V164H48ZM10 167V166H9ZM76 169H73V171L75 170V174H77V170L78 169H82V168H84L85 169V164H81V165H75L74 166ZM48 170L46 169L45 171H46V176H44V180H47L48 178L50 179V177L52 176L51 175V173L52 172H50V174L48 173ZM74 174V175H75ZM53 175H54V173H53ZM74 175H71L72 177V179H70V181L68 182V184H70V183H73L75 186H74V188L76 189V192H77V195H78V197H74V198H72V199H70V197H69V199L71 200V201H73L74 200V202H72L73 203V205L76 207V208H78V205H79V202H78V198L80 197V194H79V192H78V186H79V184H78V179L76 180V179H74ZM78 175V174H77ZM93 175V174H92ZM107 176V177H106ZM45 177H47V178H45ZM100 177V178H99ZM77 178V177H76ZM95 179H96V182H95ZM7 183V176L6 175H2L1 177H0V212L2 211V210H4V208H3V200H4V198L8 195L7 193H9V188H6L5 186H3V185H5ZM30 183H25L24 185H22V186H20L19 187V189L17 190V193H16V195H21V194H23L22 196L23 197H25L26 198V195L27 194H33V195H35V192H37L38 190H34V189H32V187H31V185L32 184H30ZM34 184V183H33ZM250 185L251 184H249L248 183V186L250 187ZM253 185V184H252ZM4 187V191H3V188ZM164 186H162V188H163ZM248 187V188H249ZM261 187H262V185H261ZM59 188V189H58ZM258 188V187H257ZM39 189H40V186H39ZM66 190V191H65ZM72 193V192H71ZM252 196H251V195ZM254 194V195H253ZM255 194H257V189H256V191L255 192H249V196L247 197L248 199H252V200H254V199H256V197L257 198H260L261 199V196L258 194V196L257 195H255ZM71 195V194H70ZM99 195H101V197H99ZM141 196H143V200L142 199H140V202H136V200L135 199H132V200H128L129 202L128 203H133L134 201L136 202L135 204H136V206L138 207V208H141L142 207V204H144L145 202H147L148 200H151V197L152 198H156L155 197V194H145V195H141ZM145 196V197H144ZM139 197H140V195H139ZM139 199V198H138ZM153 201H155L156 199H152ZM164 202H166V200H168V202H173L174 203V205H168V206H170V207H172L173 209L176 207L177 209H176V211H171L172 213V215L173 216H177L176 215V213L177 212H179L180 210L179 209H186V205H188L189 203H190V201H187L186 199H181L178 195H176L175 197H173V198H168V199H166V198H164V199H162ZM263 200V199H262ZM42 203V201L41 200H39L38 201V203L36 204V206H34V207H32L31 208V211H24L25 213H19V218H20V221L18 220V218H17V221H19L21 224L23 223L24 225H26V226H34V228L36 229V232H37V235H39V236H41V238L40 239H38L37 240V238H35L34 236H30V237H32V239H33V242L35 243V245H36V248H35V255H34V257L33 258H37V259H40V263L39 264H72L71 262H69V263H67V262H65L64 261V258H65V256H66V254H64V255H62V257L56 252L57 250H58V248L60 247V246H64V245H68L67 247H70L71 245H73V241L75 240V239H77V237H75V236H73V232H74V229H75V226L73 227V229H72V233L71 234H68L69 232H67V233H65V234H63V233H61L60 231H61V229H62V227H63V220H62V211L60 210V211H58V210H56V209H54V208H52V210H51V212H50V210H48V209H46L45 207H43V206H41L40 204ZM109 205H111V204H109ZM118 206V205H117ZM167 206V205H166ZM116 207V206H115ZM7 209H11V208H9V207H7ZM128 211V210H127ZM33 212V214H30V213H32ZM105 212H107L108 214H109V216H110V212L109 211H105ZM118 213H119V211H117ZM194 213V210L191 208H187V211H186V213L184 214V216L187 218V219H190L191 218V213ZM26 213H28V215L26 214ZM79 213V217L77 216L76 217V219H75V225L77 224V223H80V218H81V216H82V214H80L81 212L79 211L78 212ZM195 214V213H194ZM57 215H59V218L57 217ZM112 215V214H111ZM113 216V215H112ZM151 216H155V214L154 215H149L148 216V218H147V220L150 222V224H151V222L153 221V222H155V219L153 218V219H150V217ZM183 216V217H184ZM195 216H197L196 214L194 215V217ZM17 217H18V215H17ZM178 217V216H177ZM199 217V216H198ZM50 218L52 219V220H50ZM181 218H182V216H181ZM181 218H179L178 217V220H181ZM196 218V217H195ZM10 219H11V214H10ZM197 219V218H196ZM121 222H122V220H121ZM208 222V221H207ZM210 222V221H209ZM156 223H158V222H156ZM160 224H162V223H160ZM159 223H158V225H160ZM176 224V223H175ZM52 225L53 226H57V227H61V229H60V231L56 234V232L57 231H55L54 233H53V229H52ZM154 225V224H153ZM150 226V225H149ZM148 226V227H149ZM162 227H163V224L161 225ZM166 227H168V226H164L163 228H166ZM170 228H172V226H171V224H170V226H169ZM119 228H120V226H119ZM175 228V230L174 231H177V233H179V234H181L182 232H183V230L182 229H178V227L177 226H175L174 227ZM187 228V227H186ZM26 229V228H25ZM10 230H11V227H10ZM157 230H159L158 231V233H162L163 231H164V229H162V228H159L158 229V226H157ZM70 231V230H69ZM20 233L22 232V231H19ZM120 232H122L121 231V229H120ZM13 233V232H12ZM215 233H217V231L215 232ZM13 234H15V233H13ZM178 234V235H179ZM220 236H221V243H218V244H215V243H211V247L210 248H214L215 249V245H218L219 246V244L221 245L222 244V246H223V244L224 243H226L225 242V239H226V236L228 235H226V233H220L219 234ZM127 236H139L138 234H136V235H131V234H128ZM145 236V235H144ZM203 236H206V235H203ZM54 237H56V239L54 238ZM225 237V238H224ZM158 237H156L155 235H154V237H150V240L151 239H154L157 243H161L162 241L161 240H159V239H157ZM23 239V237H22V233H21V240ZM52 239H55L56 241H53ZM113 239V238H112ZM59 240V241H58ZM172 240H173V238H172ZM257 240H258V238H257ZM117 242V241H116ZM125 242V241H124ZM173 242L176 244V246L178 247V248H184V246H187L188 244H185L184 246H182V247H179V245L177 244V242H175L174 240H173ZM126 244H127V242H125ZM10 244H12L13 246H14V244L13 243H11L10 242ZM64 244V245H63ZM109 244V243H108ZM146 245V244H145ZM225 245V244H224ZM13 246H11V247H9L8 248V250H11V249H15V248H12ZM26 246V245H25ZM25 246H24V249H25ZM117 247H118V251L120 250L119 249V246L117 245ZM227 247H229V246H227ZM1 248V247H0ZM155 248V247H154ZM157 248V247H156ZM236 248V247H235ZM19 249H20V253L21 254H30L31 255V253H29L28 251H23V252H21L22 251V249L23 248H21L20 246H19ZM29 249H33V247L32 246H30L29 247ZM124 249H125V247H124ZM239 249V248H238ZM251 250H253V251H255L254 249H252V248H250ZM6 250V249H5ZM142 250V249H141ZM209 250V249H208ZM1 251V250H0ZM121 251H123V250H121ZM121 251H119V254H121L122 252ZM133 252V254H134V260L135 261H137L138 259H136L135 258V256L137 255V253L136 252H134V251H132ZM139 252V251H138ZM90 252H88V254H89ZM257 253H260L261 254V257H262V262H264V256L262 255L264 252H257ZM256 253V255H254L253 257H254V259H251V260H249V259H245V260H243L241 263L239 262V260L237 259L235 262L237 263V264H259L260 262H259V259H258V254ZM92 254V256H94V254L93 253H91ZM139 254V253H138ZM29 255V256H30ZM90 255V254H89ZM217 255H219L220 256V258L221 257H226V255H225V253H222V252H220V251H218V250H216V253H214L213 254V256H217ZM167 257V256H166ZM210 257V256H209ZM30 258V257H29ZM121 259H122V257H121ZM210 259H211V257H210ZM123 260V259H122ZM142 260V259H141ZM167 260H168V258H167ZM211 262H213L212 261V259L210 260ZM23 262V261H22ZM43 262V263H42ZM123 262H125L124 260H123ZM203 262V261H202ZM202 262H200L199 264H201ZM215 262H218V263H220V264H227L226 262H220L219 260H217V261H215ZM229 262L231 263V264H235V262H231V260H229ZM168 263V261H166V264ZM23 264H25L24 262H23ZM28 264H31V263H28ZM32 264H34V263H32ZM264 264V263H263Z\"/></svg>",
  "mask_w": 264,
  "mask_h": 264
},
{
  "label": "water",
  "instance_id": "95a60500",
  "mask_svg": "<svg viewBox=\"0 0 264 264\" xmlns=\"http://www.w3.org/2000/svg\"><path fill=\"white\" fill-rule=\"evenodd\" d=\"M235 12H236V16H235V19L236 20H238L239 15H242L245 18L246 22L249 23V25H251V27L256 28L258 22L262 19L263 14H264V0H252V1L251 0H249V1L248 0H239V8ZM222 27L225 30V32H227V33L235 32V30L233 28L228 27L226 24H222ZM149 30H150V27H147L146 28V33L149 32ZM101 44L103 46H105L103 43H101ZM152 48H153V55H154L153 57L155 59L158 60V59L163 58L164 53H165V48L161 47V45H160V43H159L158 40H155L153 42ZM33 52H36V51L33 49ZM33 52H32V58L34 56L33 55ZM49 54H51V51L49 52ZM42 57H47V56H42ZM214 59L215 58L213 56L210 57V60L212 62L214 61ZM26 61H28V60H26ZM143 73H145V72L143 71ZM244 83H246V82H244ZM117 102H118V100L116 101V103ZM114 118H115L116 122L117 121L119 122L118 116H115L114 115ZM96 126L97 125L95 124L93 131H88L89 132L88 134L86 133L87 140H89V139H91L93 137L94 132L97 129ZM263 126H264V123H263ZM148 129L149 128H147V131H148ZM213 155L214 154L211 153L210 156H209V158L207 160H203L202 161V164L194 165L191 169H184V181H185V185L186 186L194 185V187H196L198 189L204 188V186H205V184H204L205 179L202 176H199L197 173L199 171H201V170H204L207 167V165H208L207 163L212 159V156ZM213 160H214V158H213ZM160 162H161V164L159 165L160 166L159 175L154 178L151 186H157L158 183L161 182L165 177H171V175L167 174L164 171V168H165V165L166 164L163 161V159L160 160ZM149 168H151V165H149L147 169H149ZM59 170H61V167H59ZM122 179H124V178H122ZM125 180L133 181V179H125ZM32 185L35 186V184H32ZM139 195L141 196L142 194L139 193ZM40 200H45V203H47L49 206H51L52 208H54V209H56L58 211L61 210L59 204L51 196V193H48V192L43 193L40 196ZM226 204L228 205V203H226ZM71 205H72V203H71ZM123 206L126 207V211H127V203H123ZM72 207L75 210L77 209L74 205H72ZM165 207L163 208L162 212H164V210L166 209ZM195 209H197V208H195ZM105 210H106V206L105 205H103V206L100 207V211L101 212H104ZM233 213H234V216L235 217L242 218V216H241L242 212H240L239 210L235 209ZM208 215L210 216L211 214H208ZM202 216H205V214L203 213ZM85 217H89V213L82 214L81 218H85ZM110 218H111V220H110V222L107 225H105V228L114 229L115 226H116V224H115L116 222L114 221V219L112 218V216H110ZM163 221L164 222H167V223H171V222H174L175 219L170 218V216L167 214L166 215V219L163 220ZM257 225H258V227H260L261 231L264 232V230L262 228V220L261 219H258L257 220ZM140 236L143 237L144 235L143 234H140ZM210 238L214 242H216V243L217 242H220V237L217 234H214V233L210 237L209 236L206 237V236H200V235H198L197 241L199 242V244L201 246H205L207 248V247H209L208 240ZM262 240H263V237H260L259 238V243H261ZM67 249H68V252H70V251L76 252V249H75V246L74 245H71ZM201 253L204 254L203 251ZM149 256H151V258L154 259V260H158V255L156 254V249L152 248V251L149 253ZM246 259H248V258H246ZM208 264H219V263L218 262H210Z\"/></svg>",
  "mask_w": 264,
  "mask_h": 264
},
{
  "label": "built area",
  "instance_id": "2783aa9c",
  "mask_svg": "<svg viewBox=\"0 0 264 264\" xmlns=\"http://www.w3.org/2000/svg\"><path fill=\"white\" fill-rule=\"evenodd\" d=\"M48 168H49V166H48V164H47V165L45 166V168L40 167V170H46V169L48 170ZM254 171H255V170H254ZM238 173H239V172H238ZM223 179H224V176H223V174H222V180H221L220 183H223ZM228 196L233 197V196H231V195H229V194H228ZM81 197H82V196H81ZM244 197L247 199V196H244ZM263 197H264V196H263ZM191 202H192V200H190V203H191ZM243 210H244V209H243ZM241 212H242V210H241ZM242 213H243V212H242ZM207 219H208V218L205 217V219H204L203 221H206ZM203 221H202V222H203ZM253 222H254V221H253ZM201 225H202V224H201ZM252 226H253V223H252ZM255 227H256L257 229H259L256 223H255ZM24 228H26V229H25V234H26V235L34 236L35 238H37V240L41 238V236H39V235L36 234L35 229H34V230H33V229H29L28 226H26V225H24ZM244 228H245V227L241 228V233H243ZM250 228H251V227H250ZM250 228H249V229H250ZM259 230H260V229H259ZM260 234H261V233L258 231V232L255 233V236H258V237H259ZM206 237H207V236H206ZM220 237H221V236H220ZM210 240H211V239H210ZM152 247H153V246H152ZM154 247L156 248V246H154ZM154 247H153V248H154ZM244 248H245V249H250V248H248V246H244ZM250 250H251V249H250ZM251 251H253V250H251ZM254 252H255V251H254ZM255 254H256V252H255ZM164 255H165V254H164Z\"/></svg>",
  "mask_w": 264,
  "mask_h": 264
}]
</instances>
